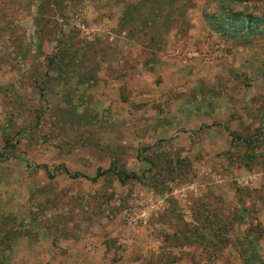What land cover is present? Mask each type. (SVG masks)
<instances>
[{
	"label": "rangeland",
	"instance_id": "374dc122",
	"mask_svg": "<svg viewBox=\"0 0 264 264\" xmlns=\"http://www.w3.org/2000/svg\"><path fill=\"white\" fill-rule=\"evenodd\" d=\"M134 1L0 0V264H245L247 233L264 264V27L191 0L148 37Z\"/></svg>",
	"mask_w": 264,
	"mask_h": 264
},
{
	"label": "trees",
	"instance_id": "16d2710c",
	"mask_svg": "<svg viewBox=\"0 0 264 264\" xmlns=\"http://www.w3.org/2000/svg\"><path fill=\"white\" fill-rule=\"evenodd\" d=\"M251 1L259 0H217L216 4L214 5V10L211 12H205V16L210 26L216 29V31L222 33V35H229L231 37L237 34L241 35L242 33H254L258 31L260 27H264V17L252 14V12L247 11L245 7L241 8V10L235 7V5H246L248 4V2L250 3ZM190 4L191 0H183L182 2L181 0H135L132 3L130 2L125 5V9L122 11L121 18L123 23H125L126 20H133L132 18H139L138 21L140 23L135 28L140 31L139 35H148L149 37L150 32H152L153 26H155L159 22H161V25L164 27L169 25V23L172 22L174 18L177 20H182L184 18L185 11L187 10ZM149 6L153 7L150 8ZM137 29L136 32L138 31ZM162 32L163 31L161 30V33ZM153 36L154 35L152 34L150 37ZM64 51H69L73 54L70 57L72 60L74 59V57H76V55H79L78 52L71 51L70 48L66 47L65 45L61 46L58 55L60 53L61 56L66 55ZM52 57H50L49 59L51 66L53 64V67H58L62 64H68L71 66V68L75 67L73 66V64L71 65L70 61L63 62L64 59L60 58V60H57L58 63H55L56 60H52ZM54 57L56 58L58 56ZM75 62L78 63V60H75ZM95 71H97V69ZM95 71L89 70V72H86L82 77V80H85L87 77H94L96 73ZM233 136H235V139L240 138L241 140L243 139L245 141H251L249 137L240 134H233ZM2 155L4 154L0 153V156ZM66 171L71 176L83 175V173H80V171H70L67 167ZM104 172H113L114 174L119 176L120 180H127L132 179L133 177H140V173H138L136 170H128L124 167L118 166L114 162H112L107 168L97 167L94 176L86 175V177L96 179ZM255 232L256 231L253 230L251 234H254ZM249 235L250 234L248 233L245 235V237L247 238V247L242 251V254L244 255L245 264H255L254 260L257 259L259 255L257 251L252 248L254 247L253 241L255 240V238L253 240L251 237H249ZM219 238L225 239L226 237L222 234L219 235ZM247 251L249 254H246Z\"/></svg>",
	"mask_w": 264,
	"mask_h": 264
}]
</instances>
